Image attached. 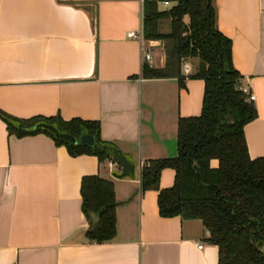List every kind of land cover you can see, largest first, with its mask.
<instances>
[{
	"label": "crops",
	"instance_id": "obj_1",
	"mask_svg": "<svg viewBox=\"0 0 264 264\" xmlns=\"http://www.w3.org/2000/svg\"><path fill=\"white\" fill-rule=\"evenodd\" d=\"M143 0H0V111L16 119L97 121L99 138L135 164L132 178L95 156H71L50 137L8 135L0 120V264H216L199 220L157 214V192H141L142 162L175 154L176 121L200 111L203 82L143 78L163 65L162 42L126 37L141 29ZM161 2H165L162 5ZM156 2L157 10L173 3ZM214 25L230 40L239 83L256 116L243 126L250 159L264 156V0H213ZM159 7H161L159 9ZM190 68L191 64L186 61ZM112 183L115 234L84 238L79 180ZM163 169L159 188L171 186ZM201 244V248H196Z\"/></svg>",
	"mask_w": 264,
	"mask_h": 264
},
{
	"label": "trees",
	"instance_id": "obj_2",
	"mask_svg": "<svg viewBox=\"0 0 264 264\" xmlns=\"http://www.w3.org/2000/svg\"><path fill=\"white\" fill-rule=\"evenodd\" d=\"M173 4L157 10L156 2ZM166 20L168 31L159 30ZM213 0H143L141 35L144 40L162 42L161 67L142 64L143 78H174L179 87L184 79L203 82L200 111L176 121L175 154L142 162L138 170L141 192H157L159 217L199 220L208 235L205 241L216 247V264H264V156L250 159L243 126L256 116L252 101L237 85L230 40L214 25ZM191 72L183 76L181 63ZM8 135L17 138L43 133L62 145L71 156L89 154L98 163L112 160L99 138L97 121L58 116L12 118L0 111ZM48 123L73 138L85 133L94 144H73L56 139L45 129L32 127ZM173 171L171 186L159 188L163 169ZM80 210L87 220L83 236L102 243L115 234V200L112 183L97 174L79 180Z\"/></svg>",
	"mask_w": 264,
	"mask_h": 264
},
{
	"label": "water",
	"instance_id": "obj_3",
	"mask_svg": "<svg viewBox=\"0 0 264 264\" xmlns=\"http://www.w3.org/2000/svg\"><path fill=\"white\" fill-rule=\"evenodd\" d=\"M34 128H42L50 132L54 138L60 139L70 143H79V144H86L88 146H92L94 144L93 137L88 134H81L78 139L73 138L71 135L59 132L53 125L48 123H36L32 129ZM103 149H106L110 154L112 160L115 162L116 166L119 169L118 173L113 174L112 176L115 178H132L134 175V167L135 164L132 160L128 159L125 155L120 153L115 147H110L107 145L102 146Z\"/></svg>",
	"mask_w": 264,
	"mask_h": 264
},
{
	"label": "built area",
	"instance_id": "obj_4",
	"mask_svg": "<svg viewBox=\"0 0 264 264\" xmlns=\"http://www.w3.org/2000/svg\"><path fill=\"white\" fill-rule=\"evenodd\" d=\"M161 4L165 5V2H161ZM126 37L135 39L138 42L139 50H140V61H141V63L142 62H146V61H150V53H149V51L147 50V48L142 46V42H143L144 39H143V37L141 35V31L140 30H138L136 32L129 31V32L126 33ZM181 73H182L183 76H186V75H188L190 73V68H189V66H188V64L186 62L181 63ZM237 88L246 95V99L248 101H253L254 96L246 87L241 86L240 84H238ZM108 166L109 167H112V166L117 167L115 162L111 161V160H109ZM196 248L200 249L201 248V244H197Z\"/></svg>",
	"mask_w": 264,
	"mask_h": 264
},
{
	"label": "rangeland",
	"instance_id": "obj_5",
	"mask_svg": "<svg viewBox=\"0 0 264 264\" xmlns=\"http://www.w3.org/2000/svg\"><path fill=\"white\" fill-rule=\"evenodd\" d=\"M160 8L161 7H159V9ZM159 30L162 31V32L168 31V25H167V21L166 20L162 21V24L160 25Z\"/></svg>",
	"mask_w": 264,
	"mask_h": 264
}]
</instances>
